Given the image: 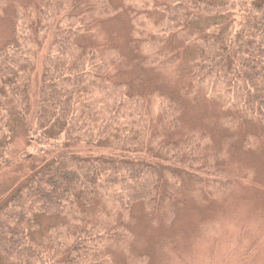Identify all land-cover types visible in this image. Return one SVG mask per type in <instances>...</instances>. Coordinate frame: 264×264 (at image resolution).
I'll list each match as a JSON object with an SVG mask.
<instances>
[{
    "label": "trees",
    "instance_id": "trees-1",
    "mask_svg": "<svg viewBox=\"0 0 264 264\" xmlns=\"http://www.w3.org/2000/svg\"><path fill=\"white\" fill-rule=\"evenodd\" d=\"M20 6L0 46V172L12 165L18 134L36 154L22 161L33 165L0 204V264H112L129 251L135 206L167 211L185 181L225 192V173L205 156L208 134L179 132V114L185 95L206 96L231 107L227 126L264 129V0ZM120 13L137 50L129 65L119 48L86 44L94 26ZM175 43L193 52L181 92L148 96L113 79L134 63L167 73ZM46 220L56 224L37 240Z\"/></svg>",
    "mask_w": 264,
    "mask_h": 264
},
{
    "label": "rangeland",
    "instance_id": "rangeland-1",
    "mask_svg": "<svg viewBox=\"0 0 264 264\" xmlns=\"http://www.w3.org/2000/svg\"><path fill=\"white\" fill-rule=\"evenodd\" d=\"M4 1L0 11V46L10 34L17 8L32 2ZM112 3L117 7L122 0H112ZM128 27L127 16L120 13L94 26L86 44L98 50L119 48L121 64L129 65L136 58L137 50L134 52L129 41ZM172 46L176 47V59L166 69L167 73H149L134 63L118 67L113 79L128 83L135 88L134 92L141 91L148 96L165 90L181 92L188 82L185 76L193 52H182L177 49L180 48L177 43ZM220 102L217 98L205 96L193 100L185 95L179 114V132L181 129L188 135L208 134L205 156L225 173V192L215 194L204 188L199 192L193 181H185L175 193H170L173 204L167 211L155 208L149 212L143 206H135L129 251L117 254L112 264H264V129L255 122L227 126L225 118L235 113L231 107L222 109ZM153 136L150 138L154 139ZM247 136L252 138L246 144ZM23 140L19 134L13 137L12 165L0 172V204L10 197L20 183L18 178L33 165L22 163L36 154V149L24 146ZM200 173L199 180L207 182L205 172ZM162 191L168 193L166 188ZM55 224L56 220L43 221L37 240Z\"/></svg>",
    "mask_w": 264,
    "mask_h": 264
}]
</instances>
